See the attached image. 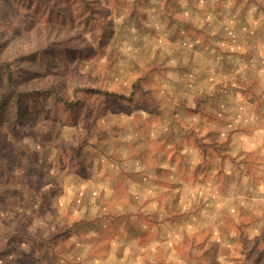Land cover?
<instances>
[{"label": "rangeland", "instance_id": "1", "mask_svg": "<svg viewBox=\"0 0 264 264\" xmlns=\"http://www.w3.org/2000/svg\"><path fill=\"white\" fill-rule=\"evenodd\" d=\"M225 1L253 72L219 116L172 50L221 0H92L103 45L74 0H0V264H264V0Z\"/></svg>", "mask_w": 264, "mask_h": 264}, {"label": "crops", "instance_id": "2", "mask_svg": "<svg viewBox=\"0 0 264 264\" xmlns=\"http://www.w3.org/2000/svg\"><path fill=\"white\" fill-rule=\"evenodd\" d=\"M221 4L222 6L215 15V18L218 20L220 27L223 25L224 27L218 31L217 41L210 39V45L206 49L196 47L199 51H194V41H189L184 51H179L178 46L177 50H172V52L177 51L176 55L175 52L173 54V59L176 60V62H172V64L176 65V67L180 65L184 66V68H178L177 72H175L176 79L172 82V85L175 86L176 81H178L188 93L189 91L195 93L205 89L210 90L217 86L218 97L216 101L219 105V109L216 113L219 116H224L227 114V105L225 101L229 102L231 99L236 100L238 97L236 92H240L239 87L246 86L244 85L246 84V77L253 72V65L249 66L243 64L246 57L242 55V52L246 51L245 46L243 47V32L247 36V41H249L251 40L250 38L253 31H250V36L248 31L242 27V23L239 19V15H241L240 12H236L234 16L229 17L232 12L227 11L226 1L221 0ZM221 20L225 21L222 25ZM255 47L256 45L248 46L251 51L257 49ZM195 60H197V64ZM185 67L190 68V70H187ZM258 76L259 75H257V77ZM248 78L250 79L251 77ZM229 85H236L237 87L234 86L229 88ZM183 96L184 95H182V98ZM242 100L243 99H241V102ZM237 105L239 104L235 101L233 108Z\"/></svg>", "mask_w": 264, "mask_h": 264}, {"label": "trees", "instance_id": "3", "mask_svg": "<svg viewBox=\"0 0 264 264\" xmlns=\"http://www.w3.org/2000/svg\"><path fill=\"white\" fill-rule=\"evenodd\" d=\"M25 1L27 3L30 2V0H25ZM74 1L77 2L81 6V8L84 10V12L87 13L89 18H87L85 20L86 24H88L89 26H96L98 33L96 34L95 38H96V40H98V43L100 45L105 44L107 42V38H108L110 31L108 29V23L106 22V20L101 19L99 17V14L101 13L102 16H104V12L106 11V9L102 8V7L95 8L91 3L92 0H74ZM96 13L98 15H96ZM3 66L5 68L7 81L9 82L10 85H13L15 78H14L11 63L5 62L3 64ZM95 92H100V90H98L96 88ZM104 93L105 94H111V91H104ZM53 96H54L55 100H57L59 103L74 105V103H72L63 94L55 92V93H53Z\"/></svg>", "mask_w": 264, "mask_h": 264}]
</instances>
